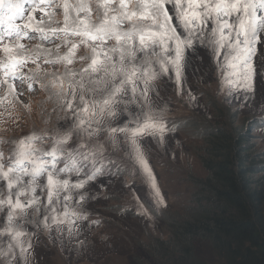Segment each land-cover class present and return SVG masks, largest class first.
<instances>
[{"label": "snow or ice", "instance_id": "obj_1", "mask_svg": "<svg viewBox=\"0 0 264 264\" xmlns=\"http://www.w3.org/2000/svg\"><path fill=\"white\" fill-rule=\"evenodd\" d=\"M197 49L216 65L218 91L252 99L257 77L264 83V0H0L3 122L19 126L17 106L31 114L22 97L37 85L47 93L41 103L69 122L0 136V145L11 146L7 154L0 147V264H29L41 230L49 238L53 230L78 235L87 219L84 189L106 167L121 170L114 158L121 150L153 203L166 207L142 141L162 146L174 130L157 82L182 94L189 55L203 61Z\"/></svg>", "mask_w": 264, "mask_h": 264}, {"label": "rangeland", "instance_id": "obj_2", "mask_svg": "<svg viewBox=\"0 0 264 264\" xmlns=\"http://www.w3.org/2000/svg\"><path fill=\"white\" fill-rule=\"evenodd\" d=\"M56 19L62 20V16L57 14ZM197 51L203 61L189 55L190 66L182 94L177 95L171 82H157L158 102L167 104L165 119L168 128L174 130L167 134L162 146L151 138L142 141L166 207L153 203L141 174L132 171L131 163L122 159L121 150L114 154L121 170L116 171V164L106 167L105 173L84 189L89 196L83 204L87 219L78 225L79 234L59 236L53 230L49 238L47 232L39 231L32 241L29 264H161L159 250L152 249L155 239L165 241L173 237L171 223L183 220L193 204V177L207 175L200 159L207 143L206 130L226 124L230 130L239 131L245 129L249 120L264 118V83L260 78L256 80V95L248 101L243 100L242 93L230 89L220 92L216 65L205 50ZM80 66L75 65L76 68ZM188 89L195 99L190 98ZM46 96L38 85L31 94L25 91L22 99L25 104L31 101V114L17 106L13 115L22 118L19 126L4 123V116L0 115V136L11 139L27 135L33 128L66 127L69 122H58L57 113L51 112V102L41 103ZM41 108L47 109L43 115ZM49 114L50 122L45 125L43 120ZM254 134L255 148L264 151V127L255 129ZM75 142L74 138L69 146H74ZM46 146L50 147L51 141H46ZM0 147L7 154L11 146L3 144ZM134 193L148 216L138 214L140 210ZM194 253L203 264H226L207 241L197 240Z\"/></svg>", "mask_w": 264, "mask_h": 264}, {"label": "trees", "instance_id": "obj_3", "mask_svg": "<svg viewBox=\"0 0 264 264\" xmlns=\"http://www.w3.org/2000/svg\"><path fill=\"white\" fill-rule=\"evenodd\" d=\"M260 127L264 118L239 131L226 124L206 130L200 159L207 175L193 177V204L171 223L173 237L155 239L161 264H203L194 253L199 239L226 264H264V151L253 140Z\"/></svg>", "mask_w": 264, "mask_h": 264}]
</instances>
